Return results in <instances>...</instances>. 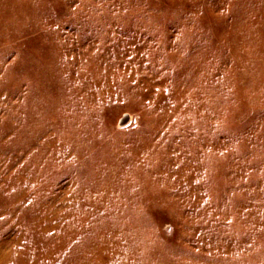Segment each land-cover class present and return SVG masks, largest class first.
<instances>
[{
    "label": "rangeland",
    "instance_id": "obj_1",
    "mask_svg": "<svg viewBox=\"0 0 264 264\" xmlns=\"http://www.w3.org/2000/svg\"><path fill=\"white\" fill-rule=\"evenodd\" d=\"M0 264H264V0H0Z\"/></svg>",
    "mask_w": 264,
    "mask_h": 264
}]
</instances>
